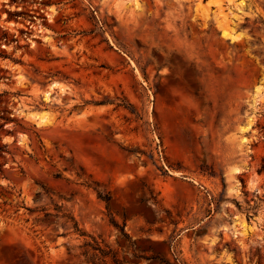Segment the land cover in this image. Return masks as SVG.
Segmentation results:
<instances>
[{
	"label": "rangeland",
	"instance_id": "374dc122",
	"mask_svg": "<svg viewBox=\"0 0 264 264\" xmlns=\"http://www.w3.org/2000/svg\"><path fill=\"white\" fill-rule=\"evenodd\" d=\"M10 1L0 264H264V0Z\"/></svg>",
	"mask_w": 264,
	"mask_h": 264
},
{
	"label": "trees",
	"instance_id": "16d2710c",
	"mask_svg": "<svg viewBox=\"0 0 264 264\" xmlns=\"http://www.w3.org/2000/svg\"><path fill=\"white\" fill-rule=\"evenodd\" d=\"M23 0H11V3H18ZM9 18L12 19L14 16H19V12H10L8 9H4ZM1 21V14H0ZM6 40V42H13L14 39H10L9 35L2 30L0 25V43ZM0 58H8L6 52L1 49L0 45ZM1 128V127H0ZM75 231L79 232L77 224H75ZM81 237H88L86 234H81ZM90 237V236H89ZM90 242H85L83 246L80 247L82 250L80 254L74 255L76 259H83L80 264H121L117 256V253L109 248H103L101 244L96 240V238L91 237Z\"/></svg>",
	"mask_w": 264,
	"mask_h": 264
}]
</instances>
